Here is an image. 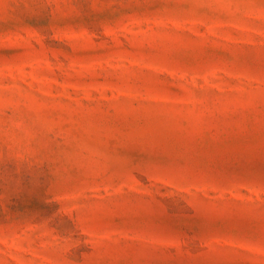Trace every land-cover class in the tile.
Returning a JSON list of instances; mask_svg holds the SVG:
<instances>
[{
  "label": "rangeland",
  "instance_id": "obj_1",
  "mask_svg": "<svg viewBox=\"0 0 264 264\" xmlns=\"http://www.w3.org/2000/svg\"><path fill=\"white\" fill-rule=\"evenodd\" d=\"M0 264H264V0H0Z\"/></svg>",
  "mask_w": 264,
  "mask_h": 264
}]
</instances>
